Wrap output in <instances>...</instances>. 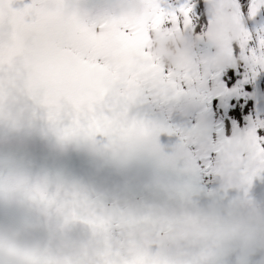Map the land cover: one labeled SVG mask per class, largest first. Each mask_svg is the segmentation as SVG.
I'll return each instance as SVG.
<instances>
[{
	"label": "snow or ice",
	"instance_id": "snow-or-ice-1",
	"mask_svg": "<svg viewBox=\"0 0 264 264\" xmlns=\"http://www.w3.org/2000/svg\"><path fill=\"white\" fill-rule=\"evenodd\" d=\"M129 3L106 0L93 8L84 0H0V120L14 124L22 113H39L60 141L93 133L104 140L113 130L140 126L182 134L191 120L174 124L168 115L202 112L210 122L209 146L188 145L202 179L212 175L214 162L248 180L264 171V116L242 115L249 109L245 95H259L253 85L264 74V0H212L215 7L210 0H140V14L127 17L120 6ZM224 7L236 30L224 51L234 62L218 67L203 34ZM89 22H97L101 35L68 47L73 32ZM157 30L190 31L192 53L173 65L158 62L147 44ZM17 192L57 215L104 224L111 236L153 215L44 177L0 176V195ZM32 252L0 235V264H26Z\"/></svg>",
	"mask_w": 264,
	"mask_h": 264
},
{
	"label": "bare ground",
	"instance_id": "bare-ground-1",
	"mask_svg": "<svg viewBox=\"0 0 264 264\" xmlns=\"http://www.w3.org/2000/svg\"><path fill=\"white\" fill-rule=\"evenodd\" d=\"M143 5L139 3V11H142ZM210 7H215V5L212 3V0H210ZM213 30V32H216V38L220 39L218 46L213 55L216 57L215 63L218 67H225L228 63L234 62L231 57L227 55V53L224 51V45L229 39L235 38L236 30L231 22V14L228 11L226 7L222 8L221 11L218 12V14L214 15L212 23L207 27L206 32L203 34L206 37H209L207 32ZM211 32V31H210ZM187 40V41H186ZM211 41V40H210ZM149 52L152 55L154 59H156L158 62L165 64V65H173L176 64L177 61L183 57L189 56L195 45H196V38L193 36V34L189 32H183V31H170L167 33H161L159 30L154 32L152 34V38L147 41ZM216 40H212V47L214 48L216 45ZM254 90L258 91L259 95H252L249 93L248 95H245L244 99L245 102L249 104L248 113H242V115H252L255 116L257 112H259L260 115L264 116V74H261L255 84L253 85ZM243 107V105H241ZM28 115V113H26ZM169 119V122L178 124L175 122V120L181 119L184 120H191V123L196 118V111H193V113L190 115H184L180 111V109L174 110L172 113H170L167 117ZM208 120V119H207ZM210 128V122L208 120L207 130ZM188 140H185V143H187ZM217 162H214L212 167L209 168V171L212 173L211 176H209L207 179L201 178V173L196 168V174L198 175L199 183H202L203 188H208V184L211 182V179L214 175L213 168H215ZM263 175H264V171ZM24 195L22 192H17L13 194L11 197L19 202H23L26 204H34L37 203L36 201H30L27 199V197H22ZM61 219L64 220V222H68L72 224V231L76 236L79 237V240L84 241H92V243L99 245L98 249H101V253L103 256H106L109 261L113 263H116V259L114 257V254L112 252V244L109 242L110 240L104 238L103 236H100L97 232H91L89 229L90 226L85 225L81 226L78 223H74L72 220H70V217L65 215H60ZM74 219V218H73ZM85 229V231H84ZM122 251V250H121Z\"/></svg>",
	"mask_w": 264,
	"mask_h": 264
},
{
	"label": "clouds",
	"instance_id": "clouds-1",
	"mask_svg": "<svg viewBox=\"0 0 264 264\" xmlns=\"http://www.w3.org/2000/svg\"><path fill=\"white\" fill-rule=\"evenodd\" d=\"M38 211V210H37ZM48 227L52 228V229H56L58 227H63V225L59 224L57 221L53 220ZM259 264H264V253H262L260 260H259Z\"/></svg>",
	"mask_w": 264,
	"mask_h": 264
}]
</instances>
